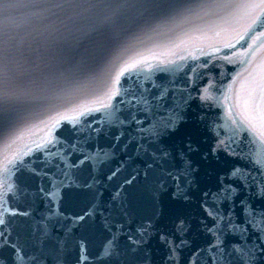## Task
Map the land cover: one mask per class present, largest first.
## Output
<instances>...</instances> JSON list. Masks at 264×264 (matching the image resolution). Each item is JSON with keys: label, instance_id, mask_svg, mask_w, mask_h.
<instances>
[{"label": "water", "instance_id": "95a60500", "mask_svg": "<svg viewBox=\"0 0 264 264\" xmlns=\"http://www.w3.org/2000/svg\"><path fill=\"white\" fill-rule=\"evenodd\" d=\"M0 17V264H264L260 0Z\"/></svg>", "mask_w": 264, "mask_h": 264}, {"label": "snow or ice", "instance_id": "6c2138e0", "mask_svg": "<svg viewBox=\"0 0 264 264\" xmlns=\"http://www.w3.org/2000/svg\"><path fill=\"white\" fill-rule=\"evenodd\" d=\"M261 4H264V0H260ZM11 26V24H10ZM3 35H4V20L2 19V17H0V44H2L3 41ZM2 222V221H0Z\"/></svg>", "mask_w": 264, "mask_h": 264}]
</instances>
